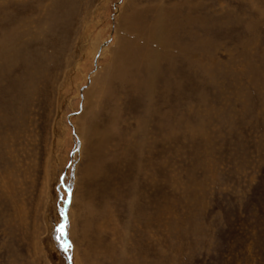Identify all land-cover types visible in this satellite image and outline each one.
<instances>
[{
	"label": "rangeland",
	"instance_id": "obj_1",
	"mask_svg": "<svg viewBox=\"0 0 264 264\" xmlns=\"http://www.w3.org/2000/svg\"><path fill=\"white\" fill-rule=\"evenodd\" d=\"M0 264H264V0H0Z\"/></svg>",
	"mask_w": 264,
	"mask_h": 264
},
{
	"label": "snow or ice",
	"instance_id": "obj_2",
	"mask_svg": "<svg viewBox=\"0 0 264 264\" xmlns=\"http://www.w3.org/2000/svg\"><path fill=\"white\" fill-rule=\"evenodd\" d=\"M61 234L63 235V231H62V230H61ZM65 246H66V247H70V245H67V244H66Z\"/></svg>",
	"mask_w": 264,
	"mask_h": 264
}]
</instances>
